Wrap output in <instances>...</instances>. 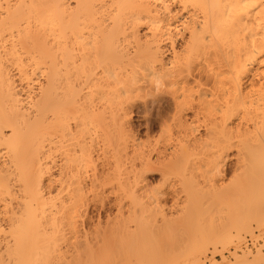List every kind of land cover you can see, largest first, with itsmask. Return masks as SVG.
Returning a JSON list of instances; mask_svg holds the SVG:
<instances>
[{"label":"bare ground","instance_id":"1","mask_svg":"<svg viewBox=\"0 0 264 264\" xmlns=\"http://www.w3.org/2000/svg\"><path fill=\"white\" fill-rule=\"evenodd\" d=\"M144 95L163 117L145 144L128 117ZM165 103L172 111L163 116ZM253 137L254 163L241 151ZM233 148L237 169L258 164V181L223 191ZM169 173L182 187L141 202L146 217L168 200L185 216L227 214L167 264L197 261L209 241L264 213V0H0V264H48L63 245L99 246L102 237L73 230L77 220L90 224L101 198L140 201L148 176L167 183ZM138 219L150 231L153 220ZM250 255L224 264H264L260 250Z\"/></svg>","mask_w":264,"mask_h":264},{"label":"rangeland","instance_id":"2","mask_svg":"<svg viewBox=\"0 0 264 264\" xmlns=\"http://www.w3.org/2000/svg\"><path fill=\"white\" fill-rule=\"evenodd\" d=\"M144 96L141 100H139V102H137L135 104V106L132 110V115L129 114L130 116H128V117H129V119H131V124L133 127L131 134L132 135L134 134L135 137L140 138V140H142L143 143L145 144V143H148L149 139H150L149 141L152 140V142H153L155 139H157L160 136V134H161L160 125H162V118L163 117H159L160 116L159 113H158V117L156 116L157 113H156L155 107H157V104L153 102L154 101V99H152L153 97L146 96V95H144ZM145 105L147 106V108L144 107ZM162 107H164L163 108L164 113H162V114H163V116H165L167 112H170L171 107L167 103L162 105ZM146 109H147V111H146ZM171 111H172V109H171ZM144 118L147 121H150L149 122L150 124H154L155 127L151 131H147V129L144 128L145 127L144 125L146 123V120ZM201 121H203V120H201ZM99 128H101V127H99ZM99 128L98 127L93 128L91 130L92 134L90 133V137H91V139L93 138L94 144L96 145V147H98L97 145L100 144L99 148H101L102 145L105 146L107 141H105L106 138H104V139L102 138L104 129L103 128L99 129ZM99 130H101V131H99ZM254 139H255V137L251 138L250 139L251 141H249V140L248 141L252 142V140H253V144H254L253 148L255 149V143H254L255 140ZM248 141H245L247 144L242 142L241 143L242 148H241V146L239 148H241V151H242V149H244L243 151H245L246 155H250L252 157L251 160L254 163V156L258 150L255 149L254 153L252 155L251 146L253 144L251 143L252 145L249 146L250 143ZM96 143H98V144H96ZM246 148L247 149L249 148V151ZM231 150L232 151H230L229 154H227V155L229 156V158L231 157L232 159L229 160V158H227L229 161L226 160V163H225L226 167L224 166L225 171H223L224 170V167H223V170H222L223 173H220L221 176L218 177L219 184H221L222 190L225 187L224 190L228 189V190H230V192L235 190L238 183L240 184V182H242V181L246 182L248 179H249V182L253 181V180L258 181L257 175L259 174L258 168H257L258 164L256 163V161H255L256 165L252 166L253 163L252 164L249 163L247 165L248 167L246 165H244V167L242 166L243 168L237 169V167H236L237 161L235 160L236 159L235 156L237 154V152H236L237 148L236 149L233 148ZM245 153L241 154V156L245 155ZM233 155H234V157H233ZM259 157L261 159V154L259 155ZM260 159L258 160L259 162H260ZM89 171H91V170H89ZM167 176L170 177L168 179L169 182H167V183L163 182V180L161 179V174H154V175L148 176L147 180H148V182H150L149 183L150 184L149 185V194H147V196L140 198V201H139V198L135 199V200H133L131 197H127V199H125L121 196L119 198L118 194H116L117 197L114 195V197L112 196L111 198H108L110 200V201L108 200V202H110V204L109 203L107 204L106 199H104L105 201H103L102 198L100 199V197H99L100 202L95 203L98 208L94 207L95 208L94 209L92 206L91 207L92 209H90V211H91L90 214L88 213L90 218L93 219V220L91 219L92 222L88 225L87 224L84 225L81 222H79L80 220H77V225L75 226L76 228H73V230L78 232L79 234L88 233L89 235H93V236H97V237L99 236L98 238L102 237L104 240L107 239L106 240L107 242L105 241L106 244L103 243L104 242V240H103V241H101L99 246L98 245L93 246V244H92V248H91V246L86 247L85 245H84V247L82 245L81 248H80L81 245L80 246L79 245L72 246V244H71L72 247L70 246V244H68L69 246L63 245L61 247L60 251L57 250V251H59V253H61L59 255V253L57 252L59 257L56 255L57 254L56 253L54 256L55 258H50V260L48 259V264H148L150 262V260L153 262V264H155L156 261L158 262L156 264H167L170 260H172V258L176 259L175 257L177 256V254H178V257L181 254L183 256V254L186 252V249L188 250V248L191 247V245L196 240V235H194V234L203 232L202 228L205 227V225L207 227V225H209L213 220H214L213 223H215V222H218L221 219H223V217L225 218L227 212H223V211L218 212L217 210H213V211L206 210V211H204L202 209L201 210L197 209L194 211V213L190 214L189 216H187V215L185 216V214L182 212L180 213V211H174L173 210L174 211L173 212L172 210H170L169 208L172 205L171 204L172 201L168 200L166 205L163 204V205H165V208H164V206H162V208H164V213L166 214L167 217L163 213L162 208H161L162 211L160 210L161 212H159L158 211L159 209H157L158 212L153 211V215L147 214V217H146L145 216L146 213L144 214L140 210V209H142L141 207L144 205L145 201L149 202V200L152 197H157V195H159L158 192L166 190L167 187L169 188L171 186L170 187L171 189L174 187H176V188L182 187V183L178 182V177H175L176 173L175 174L169 173ZM171 176H173V177H171ZM174 177L177 178L176 181H175ZM253 177H255L256 179ZM252 178H253V180H251ZM233 179H235L236 181L234 180L235 182H233ZM225 192H227V191H225ZM212 193H214V192L210 191L209 194L207 193L208 197ZM212 195H214V194H212ZM89 198L92 199V196L90 195ZM116 198L118 201H116ZM99 199L97 201H99ZM120 199H121V201H123L125 199L126 201L125 200L124 201L126 203L124 202V204L128 205V207H129V205H132L130 207L131 208L133 207V208L131 209L129 207L130 209H128V207H126V209H124V211H122L120 214L117 211L118 210L117 209V204H118L117 202H121V201H119ZM224 199H226V198H224ZM228 199L229 198H227L226 201H228ZM101 200L106 203V204L104 203L106 205L105 209H101V207H100L101 206L100 205ZM137 201H139V203ZM113 202H114V204H113ZM141 202H143L142 203L143 205H141ZM148 202H146V204H148ZM228 202L231 204H232V202L234 203V201H232V202L228 201ZM137 203L140 204L141 206L139 205V207H138ZM133 204H134V206H133ZM109 206L111 208H109ZM167 206H170V207H167ZM232 207L234 208V206H232ZM166 208H168V209H166ZM131 210L132 211L136 210V211H134L135 212L134 213ZM129 211H131L132 214ZM139 211H140V213H139ZM115 212H116V214H115ZM154 212H156V213H154ZM195 213H196V215L193 216ZM258 213H255V222L252 223L251 228H247L248 230L243 229L239 233L237 231L236 232L231 231L232 233L229 232V233H227V235L226 234L224 235L223 239L226 238L224 241H223V239L222 240L219 239L220 241L218 239H215V240L212 239L211 241H209V243H207L205 245V248L206 247L208 248V249L206 248L207 251L205 250V253L203 255H201L197 261L196 260H188L187 262H185V264H224L226 262L232 263L235 261V258H234L235 256L241 257V256L248 255L251 253L252 256L250 255V259H252L253 256H256L258 254V250H260L262 252V254H264V213L263 212H261V214L260 213L258 214ZM256 214H258V216ZM154 215H155V218H154ZM177 215H181V218H178ZM136 216H138V217H136ZM139 217L145 218V220H146V218H148V220H146V221H149V220L152 221L153 220L152 221L153 226H150V228H149L150 231H146V228L148 230V227H149L147 225H144L146 227L143 228L144 227L143 226V224H144L143 219H140V220H143L142 222L140 221L141 223H143V224L140 223L143 227H140V225L138 223ZM149 217H150V219H149ZM110 218L112 221L110 220ZM127 218H128V220H127ZM175 218L176 219L178 218V219L176 220ZM202 218H204V219H202ZM209 218H210V220H209ZM172 219H173V221H171ZM151 221L148 222V223H150V225H152ZM256 221H258V222H256ZM80 224H81V226H80ZM124 225H125V227H124ZM154 226H156V227H154ZM125 228H127V229L125 230ZM136 228H138V229H136ZM147 232H149V233H147ZM124 235H125V237H124ZM143 235H145V236H143ZM248 240H250L251 245H249ZM221 241H223V243H220L217 246H214L215 243H218ZM144 242H146V243H144ZM145 245H146V247H145ZM49 251L51 252V250H49ZM52 252L53 253H51V254L54 255V253L56 251L55 252L52 251ZM143 252H145V253H143ZM182 256H180V257H182ZM49 257H51V256H49ZM178 257H177V260L178 259L180 260V257L179 258ZM192 261H194V263ZM150 264H152V263L150 262Z\"/></svg>","mask_w":264,"mask_h":264},{"label":"built area","instance_id":"3","mask_svg":"<svg viewBox=\"0 0 264 264\" xmlns=\"http://www.w3.org/2000/svg\"><path fill=\"white\" fill-rule=\"evenodd\" d=\"M249 241V245H251V242H250V240H248Z\"/></svg>","mask_w":264,"mask_h":264}]
</instances>
